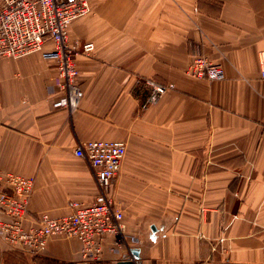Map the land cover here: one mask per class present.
<instances>
[{
    "label": "crops",
    "instance_id": "0c3cea01",
    "mask_svg": "<svg viewBox=\"0 0 264 264\" xmlns=\"http://www.w3.org/2000/svg\"><path fill=\"white\" fill-rule=\"evenodd\" d=\"M88 2L69 29L94 44L79 59L73 115L54 108V61L0 60V175L34 178L32 225L95 201L80 141H124L114 195L134 240L115 252L108 238L90 263L76 238H52L33 258L0 237V264H115L132 250L141 264H264V0ZM197 55L223 77L187 76ZM148 81L167 88L146 105Z\"/></svg>",
    "mask_w": 264,
    "mask_h": 264
},
{
    "label": "built area",
    "instance_id": "2783aa9c",
    "mask_svg": "<svg viewBox=\"0 0 264 264\" xmlns=\"http://www.w3.org/2000/svg\"><path fill=\"white\" fill-rule=\"evenodd\" d=\"M91 13L88 0H0V60L20 59L40 52L55 63V109L73 115L79 108L82 71L79 59L90 56L91 42L71 40L69 29L80 18ZM49 43L51 47H48ZM264 79V56L260 57ZM186 75L209 81L223 77L222 67L205 55L194 56ZM152 93L150 104L166 90V86L146 82ZM168 88H173L169 85ZM76 157L89 165L98 188L91 204L73 202L72 212L61 217L43 213L28 225V205L34 189V178L14 173L0 175V237L13 249L38 257L52 238H76L80 241L83 262L98 263L104 245L112 238L113 251L126 248L134 238L124 231L123 209L115 199L116 180L126 155V143L119 140L80 141ZM202 264H249L223 261Z\"/></svg>",
    "mask_w": 264,
    "mask_h": 264
},
{
    "label": "water",
    "instance_id": "95a60500",
    "mask_svg": "<svg viewBox=\"0 0 264 264\" xmlns=\"http://www.w3.org/2000/svg\"><path fill=\"white\" fill-rule=\"evenodd\" d=\"M140 257L135 251H131L125 254L121 260L117 261L115 264H141Z\"/></svg>",
    "mask_w": 264,
    "mask_h": 264
},
{
    "label": "rangeland",
    "instance_id": "374dc122",
    "mask_svg": "<svg viewBox=\"0 0 264 264\" xmlns=\"http://www.w3.org/2000/svg\"><path fill=\"white\" fill-rule=\"evenodd\" d=\"M37 258V257H36Z\"/></svg>",
    "mask_w": 264,
    "mask_h": 264
}]
</instances>
